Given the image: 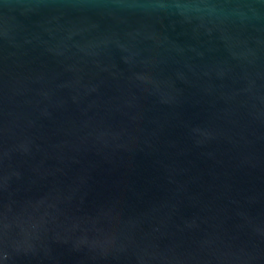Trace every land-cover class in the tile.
Segmentation results:
<instances>
[{
  "label": "water",
  "instance_id": "water-1",
  "mask_svg": "<svg viewBox=\"0 0 264 264\" xmlns=\"http://www.w3.org/2000/svg\"><path fill=\"white\" fill-rule=\"evenodd\" d=\"M0 264H264V0H0Z\"/></svg>",
  "mask_w": 264,
  "mask_h": 264
}]
</instances>
